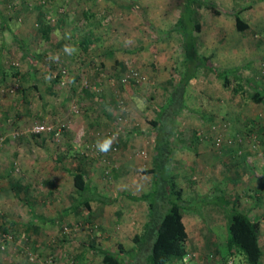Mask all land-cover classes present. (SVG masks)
<instances>
[{
	"label": "rangeland",
	"instance_id": "obj_1",
	"mask_svg": "<svg viewBox=\"0 0 264 264\" xmlns=\"http://www.w3.org/2000/svg\"><path fill=\"white\" fill-rule=\"evenodd\" d=\"M182 2L183 0H0V10L13 17L10 20L8 18V22L14 25L13 31L5 26V22L3 27L0 25V43L5 42L8 46L6 51L2 52L0 49V59L11 71L9 81L0 88V127L4 122L8 124V127L6 125L0 130V155H4V160L8 157L12 164V157H15L17 161L14 162L8 180L18 178L20 183L18 193L14 195L10 185L0 175V237L9 231L2 228L3 217L7 215L2 207L10 202L24 201L27 197L45 202L62 197L65 203L75 202L78 195L72 184L71 172L86 168L93 172L91 182L99 192L111 199V206H108L109 210L103 215L104 220L113 218L115 214L112 212L115 210L117 217L122 219L120 225L114 228L116 235L122 231L116 237L120 241L121 252L123 246L130 249L133 234L142 229L146 218L147 202L140 196L150 189L151 174L143 172L144 168L151 165L153 152L154 135L150 119L155 118L158 106L166 102L169 80L176 81L178 71L175 66L183 59L181 35L172 29ZM23 4L26 6L23 7ZM83 10L95 13L93 30L97 36L95 46L92 44L85 51L80 50L77 44V38L87 31V21L82 18ZM203 10L199 19L202 25L209 20L211 12L208 8ZM47 15L53 17V20ZM43 18L53 25L49 39L40 33ZM22 22H27L28 30L22 35L16 34L14 29ZM17 30L20 31L19 28ZM110 48L115 50L107 54ZM196 48L205 53L202 45H196ZM263 51L264 49L261 50ZM260 59L254 65L240 67L241 71L238 69V73L242 77L261 74L262 70L264 72V56ZM221 61L215 59L214 64L211 60L215 68H227L222 66ZM255 64L257 68L250 69ZM131 68L138 71V78L129 76ZM32 72L35 74L33 77ZM34 78L36 87L41 85L40 89L47 82L46 95H38L36 98L32 95L27 102L18 98L19 92L23 91V85ZM254 78L264 86V74ZM84 79L92 85L95 84L98 90L82 86ZM185 89L187 106L195 110L184 108L176 116L175 134L172 138L173 169L178 183L184 188L185 197L189 199L196 195L197 187L201 190L203 187L204 190V187H212L217 181L216 187L219 188L220 176L216 174L227 172L231 168L229 165L228 168L225 167L227 163L223 155L230 154L236 159L243 151L241 146L233 151L229 150V146L234 142L240 144L244 141V136L251 138L254 133L252 130L264 132V125L261 127L252 124L253 112H258L260 106L253 101V89L247 84L243 90L245 92H234L232 86L225 87L219 77L201 66L189 79ZM36 92L39 93L38 88ZM70 92L72 94L68 100L63 101L66 98L64 93ZM238 101L248 110L244 123L250 127L244 132L236 130V124L240 122L224 116L226 107L234 106ZM61 102L64 107L60 105ZM43 103L55 106L52 110L48 108L44 111ZM61 107L64 112L60 111ZM65 111H70L69 116ZM209 115L212 116L211 119ZM257 115L263 117V114ZM69 122H74L78 125L77 128H81L74 130L72 135L68 134L67 138L72 139V151L65 154L63 151L67 147L62 139L70 126ZM36 123L63 124L66 130L57 139L50 133L33 132L31 127ZM86 131L92 132V136L89 133L82 136ZM109 131L118 132L117 138L111 137ZM102 136L111 138L112 144L106 153H97V142H102L98 137ZM255 138H260L257 133ZM256 143L259 145L260 141ZM256 147L251 148L258 149ZM262 150L253 154L264 156L260 152ZM11 154L14 155L11 157ZM20 156L26 157L23 162ZM199 159H202L201 163ZM207 159L210 161L205 162ZM113 170L119 174L113 175ZM247 172L237 181L239 190L249 181L250 172ZM195 181L200 182L197 187L194 186ZM248 183L244 193L242 190L228 193L227 197L238 202L242 200V205L251 210L253 206L248 205L251 202H247L252 199L248 194L253 191L250 190L251 181ZM217 199L209 196V204L196 198L186 201L184 205L199 208L203 204L204 208L218 209L221 200L219 203ZM229 205L225 207L226 212ZM184 211L189 223L190 211L187 208ZM68 212L72 210H67ZM96 213L98 217V212ZM84 214H87L84 218L88 217L85 222L81 217L70 216L64 217V221L53 226V232L60 235L61 239H71L63 251L61 249V258H57L56 263L81 264L76 256L77 238L79 235L90 237L97 233L91 223L93 221L90 220L96 218L95 213ZM65 226L68 230L64 229ZM195 228H188L187 258L182 260L175 257L165 264H228L230 259L233 264H247L241 258L243 254L239 250L235 254H227L224 241L219 239L222 236L212 240L214 236H209L207 226ZM52 237L57 241L55 235ZM114 244L116 246V242ZM0 251H3L1 240ZM28 251L36 253L31 249ZM125 252L127 250L123 251V255ZM37 255L34 261L27 255V261L31 264H48L46 259H37ZM95 259L99 261L95 257L93 263Z\"/></svg>",
	"mask_w": 264,
	"mask_h": 264
},
{
	"label": "crops",
	"instance_id": "obj_2",
	"mask_svg": "<svg viewBox=\"0 0 264 264\" xmlns=\"http://www.w3.org/2000/svg\"><path fill=\"white\" fill-rule=\"evenodd\" d=\"M209 2L211 5L216 7L217 9H220L221 11L218 13H212L210 12L209 20L205 22L204 25L201 24V28L194 32V38L197 47L202 45V49L206 54L210 55V58L212 62L214 63L215 59L222 60V66L223 67H237L240 71L243 66H247L250 64H253L260 59V57L264 56V51L261 52V50L264 49V0H204ZM26 6L23 4V7ZM203 8L200 7L198 9L199 12V19L200 14L204 11ZM27 9V8H26ZM30 11V10H29ZM201 12V13H200ZM205 12H209L205 10ZM30 14V13H29ZM238 14L240 18L243 20V22L247 23V28L243 30H239L236 27L235 22V15ZM39 15V14H38ZM30 17V16H29ZM9 20L13 17L6 15L4 11L0 10V25L3 27V23L5 22V26L9 28L11 31H13V27ZM207 23V24H206ZM20 29L18 31L17 29ZM17 29H14V32L16 34L22 35L23 33H26L28 30L27 22H22L20 25L17 26ZM53 31V30H52ZM50 32V34L52 33ZM41 33V32H40ZM73 32H71L72 34ZM96 35V34H95ZM22 37V36H20ZM51 38V36H50ZM21 40V39H20ZM67 40V38L65 39ZM202 40V43H201ZM58 41V40H57ZM59 42V41H58ZM67 44L69 43L66 41ZM62 44H64L62 40ZM93 44L95 46L94 42L90 43L87 47V49ZM23 46V45H22ZM72 46V45H71ZM79 46V44H78ZM8 46L5 42L0 43V49L1 51H6V48ZM70 47V45H69ZM115 47V45H113ZM72 47H70L71 49ZM80 48V46H79ZM114 48L108 49L107 54L110 53V51H114ZM200 49V48H199ZM81 50V48H80ZM112 55V54H111ZM262 55V56H261ZM116 60V59H115ZM215 64V63H214ZM217 65V64H216ZM252 66V65H251ZM257 68V64H255L254 67H251L250 69ZM260 69V68H259ZM238 71V70H237ZM10 72L8 68L4 65V61L0 59V88H2L3 84H6L8 79H10ZM261 73V70H260ZM262 74H264L263 70L262 73L259 75H248L246 77L254 79L258 84L261 86V92H262V98L260 101H255L253 98V95L255 94L254 90H252L251 97L254 102L259 103V106L257 110L258 112H253V120L252 124L259 125L263 127L264 125V86L259 83L256 78L254 77H262ZM32 77L35 76V74L31 73ZM38 79V78H37ZM39 80V79H38ZM35 78L28 81V83H25L23 85V91L19 92L18 98L23 99V101L27 102V99H30L33 95V98H36V96H44L46 95V86L47 82L45 81L41 85L36 87ZM246 82L244 83L245 87ZM36 88H38L39 93L36 92ZM22 89V87H21ZM245 92V91H242ZM241 92V93H242ZM31 93V95H30ZM64 93V96L66 97L63 99V101H67L69 98V95L72 93L70 92ZM82 94V93H79ZM76 95V94H75ZM77 96V95H76ZM51 100V98H50ZM62 103V102H61ZM261 104V105H260ZM49 105V106H47ZM63 107L65 106L63 103L60 104ZM39 106H41L39 104ZM55 105L49 104V103H43L42 107L43 110L46 111V109L49 108V110H52ZM14 109V108H13ZM64 108L61 107V112ZM248 110L243 107L240 102L238 101L234 106H227L226 111H224L226 118L228 117L230 120L234 121L237 120L240 123L236 124V130L244 132L247 130L249 125L244 123L245 118L247 117ZM64 112V111H63ZM65 114H69L70 111H65ZM257 114H263L257 115ZM245 115V117H244ZM257 115V116H255ZM69 116V115H68ZM210 117V115L208 116ZM212 117V116H211ZM210 117V119H211ZM7 125V126H6ZM69 127H67L65 137L62 139L64 142V145L67 147L65 149V154H70L72 151L71 143L72 139H68L67 136L72 135L74 130H78L80 128H77V124L70 123ZM111 125V123H110ZM4 126L8 127V124L4 122L2 126L0 127V130L4 129ZM124 127H126L124 125ZM69 128V129H68ZM233 128L235 129V124L233 125ZM87 130H89L87 128ZM124 130V129H123ZM127 130V129H126ZM254 133L251 138H247L246 136L244 141L238 144V142H234L231 145H234V147L231 145L229 146L231 151H233L235 148L236 150L240 149L239 146L243 147V151L241 152V155H239L236 159H233L232 155L224 154L225 162L227 165L225 167H231L227 170V172H221L219 174L220 177V184L219 188L217 186V181L214 182L212 187H202V190L197 187L200 182H196L194 186L197 187V191L193 197L187 199L188 201H192L193 199H201L204 203L207 202V199L209 196L217 197L220 203L219 208L215 207H203V204L201 207L197 208L196 206H184L182 208V219L185 223L187 233L189 234L188 228H191L192 230H195V226H207V230L209 232V236L214 238L212 240H217V236H222V238H219L221 241H224L225 245V251H227V239H228V231H227V223L230 216V207L234 200H230V198L227 197L228 193H238L241 190L244 193L246 190L245 188L248 187L246 184H249L248 182L251 181V187L250 190L253 191V193L248 194L249 197H251V200H248L247 203H250L248 205H252L253 208L251 210L247 209V207H244L242 204V200L239 202V206L243 211H246L247 214L254 220H257L259 223V232H258V240L259 244L262 247V254L260 257V260L258 264H264V156H256L253 154V152L263 149L261 152L264 153V139H260L261 137H264V132H259L258 130H252ZM89 133L90 136H92V132H87L82 135L86 136ZM256 133L258 134V137H260L258 140L256 137ZM243 134V133H242ZM100 141H103L105 138L98 137ZM249 139H251V147H258V149L253 150L250 147ZM260 141V144L257 145L256 142ZM1 144V143H0ZM74 146V143H73ZM256 147V148H257ZM259 152V151H258ZM14 155V154H13ZM11 154V157L13 156ZM4 156V155H3ZM2 155H0V175L3 177V179L6 181L7 184L10 185L11 193L14 195L18 193V188L20 185L19 179L17 180H8L10 178V175L12 173V167L14 165V162L17 160L13 158V164L11 161H9L8 157L5 158ZM69 156V155H68ZM77 156V155H76ZM75 156V158H76ZM62 157V156H61ZM11 158V159H12ZM23 158H26L25 156H20L21 161L23 162ZM3 159V161H2ZM202 160V159H201ZM201 160L198 161L201 163ZM210 160L207 159L205 162H209ZM4 162H7L4 165ZM229 165V166H228ZM214 167V164L211 165ZM201 168L202 166L199 165ZM15 168L18 167L15 165ZM65 170L68 171L66 167H64ZM81 169V168H80ZM253 169V170H252ZM78 170V169H77ZM246 170V171H245ZM247 170L250 172V176L248 178V182L244 185H242V188L239 190V185L237 184V181L241 179V175L243 173H246ZM84 177L88 181L90 185L91 190H98L96 185L91 182L92 180V173L91 171L84 169ZM88 172V173H87ZM69 173V172H68ZM91 179H90V176ZM119 174V172H117ZM248 173V172H247ZM207 176V175H205ZM194 177H196L194 175ZM214 177V176H212ZM202 179L204 177H201ZM21 182V181H20ZM227 184L226 186L224 184ZM235 183V184H234ZM72 184H73V178H72ZM74 185V184H73ZM27 188V185H25ZM216 188V190H214ZM75 191L78 195L75 202H69L65 203L62 201V197H57L56 199H53L51 202H45V201H35L34 197L26 198L24 201H19L17 203H8L9 205H5L2 207L4 210L7 211V215L3 217V226L7 227L10 235L4 234L1 235L0 240L2 243L3 251H0V264H31L29 261H27V251L28 249H31L32 251L36 252L37 259L41 258L43 260L47 259L51 255L54 259L53 262H50L49 264H59L56 263V260L61 258V253L63 251V248L66 246V244L70 243L69 239H61L60 235H58L56 232H53V226L58 225V223L61 221H64V217H70L75 216V218H82V221L85 222L87 218H84V216L87 214L84 213H91L94 212L96 218L90 219L91 223H93V227L95 230H97L98 235L95 234L94 236L88 237V235H79L77 238V253L76 256L78 260L83 264H103L102 262V254L98 250L99 247L107 248L115 252H120L119 246L120 241H117L116 237L119 236V234H122V231H119V234H117L116 230L114 229L120 223L122 222V219L117 217L116 211L112 212L114 215L113 218H105L106 211L109 210L108 206H111L110 203H104L97 200L94 201L90 200V207L87 209L83 202L79 201V194L75 188ZM236 195V194H234ZM17 197V196H16ZM25 198V197H24ZM205 198V199H204ZM246 198V197H245ZM58 199H61V201H57ZM225 201H229L228 204H224ZM105 205V207H102V205ZM215 204V202H214ZM230 204V205H229ZM229 205L228 211H225V207ZM187 208L190 211V214L188 216H191V220L189 223L186 221V214L184 209ZM119 209H122L119 207ZM58 210L56 213L53 211ZM67 210H72V212H68ZM147 210V209H146ZM224 210V211H222ZM52 211V212H51ZM98 212V217L97 213ZM222 212V213H221ZM147 213V211H146ZM223 214V217H221ZM112 219V220H111ZM228 219V220H227ZM145 221V220H144ZM143 221V223H144ZM96 222V223H94ZM38 230V231H37ZM206 230V232H207ZM13 232V235H12ZM207 232V233H208ZM211 233V234H210ZM56 236L57 241H55V238L52 236ZM134 235V234H133ZM200 237V235H198ZM65 238H67L65 236ZM196 241V238L194 239ZM201 240V239H200ZM116 242V246L114 244ZM187 247V246H186ZM129 247L123 246L122 251L127 250ZM131 248V247H130ZM62 249V251H61ZM188 249V247H187ZM126 253V252H125ZM39 256V257H38ZM60 256V257H59ZM241 256V255H239ZM97 257L99 261L94 258ZM58 258V259H57ZM64 259V258H63ZM245 262V261H244ZM62 264V263H61ZM248 264V263H247Z\"/></svg>",
	"mask_w": 264,
	"mask_h": 264
},
{
	"label": "trees",
	"instance_id": "obj_3",
	"mask_svg": "<svg viewBox=\"0 0 264 264\" xmlns=\"http://www.w3.org/2000/svg\"><path fill=\"white\" fill-rule=\"evenodd\" d=\"M200 7L208 8L212 13L221 11L204 0H183L179 15L172 25V29L181 35L183 59L180 61L182 64L177 63L175 66L178 71L176 81L169 80L170 87L166 102L158 106L155 118L150 119L154 139L151 165L143 169V172L151 174L150 189L141 193L140 196L147 202L143 227L132 236L133 244L125 255L123 251L120 253L99 247L103 264H165L175 257L183 260L188 253L186 247L188 233L182 219V208L188 200L173 169L172 138L175 134L177 114L184 108L195 110L187 106L185 86L197 69L201 66L206 67L222 80L225 87L232 86L234 92H242L244 82H246L255 92L254 100L260 101L262 98L263 94L258 82L249 77H242L237 67L215 68L210 55L201 53L196 48L194 32L201 28L198 12ZM94 15L95 13L90 10L82 12V18L87 21V31L77 38V44L83 51L87 50L88 45L97 39L93 30ZM235 22L239 30L248 26L238 14L235 15ZM40 27L42 36L49 39L50 32L53 30L52 23L43 18ZM116 174H118L117 171L113 170V175ZM71 175L79 194L78 202H83L87 209L90 207V200L111 202L108 196L90 189L83 169H76L71 172ZM228 202L225 201L224 204ZM3 228L8 230L5 226ZM227 231V254H235L239 250L243 254L241 258L246 263L258 264L262 254V247L258 240L259 223L240 208L237 200H234L230 207Z\"/></svg>",
	"mask_w": 264,
	"mask_h": 264
},
{
	"label": "built area",
	"instance_id": "obj_4",
	"mask_svg": "<svg viewBox=\"0 0 264 264\" xmlns=\"http://www.w3.org/2000/svg\"><path fill=\"white\" fill-rule=\"evenodd\" d=\"M43 2L45 0H42ZM47 17L50 19V20H53V17H50V15H47ZM64 71V70H62ZM56 74V73H55ZM58 74V73H57ZM138 71L135 70V69H130L129 71V76H136V78H138ZM61 82H63V80H61ZM82 86H85V87H89L93 90H98V88H96L97 86L95 84H90L88 83V81L86 79L83 80V83H82ZM31 130L35 133H39V132H46V133H50L54 136V138H59V136L62 134L63 130H64V125L63 124H58V125H54V124H47V123H36L34 124L32 127H31ZM109 134L111 137L113 138H117V135H118V132H115V131H109ZM1 138V137H0ZM1 142V140H0ZM115 147V146H114ZM96 150H97V147H96ZM100 151L97 150V153H99ZM68 227L65 226L64 229L65 230H68L67 229ZM7 235H10L9 233H6ZM27 255H28V258L31 260V261H34L35 260V257H36V253H33V252H30V251H27ZM185 259L187 258V256L184 257ZM46 262H48V264L50 262H52V259L51 257H48L46 259ZM72 264H75L74 262H71ZM70 263V264H71ZM228 264H233V261L232 259H230L228 261Z\"/></svg>",
	"mask_w": 264,
	"mask_h": 264
},
{
	"label": "clouds",
	"instance_id": "obj_5",
	"mask_svg": "<svg viewBox=\"0 0 264 264\" xmlns=\"http://www.w3.org/2000/svg\"><path fill=\"white\" fill-rule=\"evenodd\" d=\"M112 144V139L111 138H105L102 142H97V149L101 152L106 153Z\"/></svg>",
	"mask_w": 264,
	"mask_h": 264
}]
</instances>
